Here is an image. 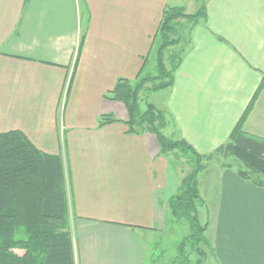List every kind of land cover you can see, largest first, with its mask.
Returning a JSON list of instances; mask_svg holds the SVG:
<instances>
[{"label":"crops","instance_id":"crops-1","mask_svg":"<svg viewBox=\"0 0 264 264\" xmlns=\"http://www.w3.org/2000/svg\"><path fill=\"white\" fill-rule=\"evenodd\" d=\"M175 2L0 0V132L20 129L65 160L74 264H144L141 233L163 229L186 174L152 132H126L124 104L105 96L145 67L163 8ZM204 2L206 18L182 25L173 84L155 90H165L163 104L150 101L170 119L163 131L201 154L227 139L264 80V0ZM104 113L118 120L99 126ZM242 129L264 137V82ZM208 169L216 182L198 180V212L207 213L211 264H264V186L231 166Z\"/></svg>","mask_w":264,"mask_h":264},{"label":"trees","instance_id":"trees-1","mask_svg":"<svg viewBox=\"0 0 264 264\" xmlns=\"http://www.w3.org/2000/svg\"><path fill=\"white\" fill-rule=\"evenodd\" d=\"M194 1L197 6L192 12H187L183 5L168 4L163 8L150 46L156 73H143V64L134 79L118 77L105 94L124 104L126 132L150 131L162 153L180 149L193 159L191 169L167 200L172 219L188 225V233L177 244L171 264H206L208 254L213 252L205 234L208 222H201L198 212L203 202L198 173L208 160L233 157L236 164L225 166H236L241 177L264 186V137L242 129V121L262 88L263 79L227 139L209 153L201 154L184 138L167 135L163 129L170 119L154 103L146 101L143 107L140 105L145 91L173 84L174 73L187 45L182 25L194 26L207 16L204 0ZM69 88L70 81L65 97ZM116 120L112 114L104 113L99 116L98 125ZM70 206L71 179L63 157L36 147L20 129L1 131L0 264H74Z\"/></svg>","mask_w":264,"mask_h":264},{"label":"rangeland","instance_id":"rangeland-1","mask_svg":"<svg viewBox=\"0 0 264 264\" xmlns=\"http://www.w3.org/2000/svg\"><path fill=\"white\" fill-rule=\"evenodd\" d=\"M178 2H175L180 5H185L188 12L193 11L195 6L192 7L189 5L187 0H177ZM191 6V7H190ZM150 73L155 74L156 73V61L155 56L151 52L145 67L143 69V73ZM165 95V90L161 91H145L143 94H141L140 99V105L143 107L144 103L146 101H152L156 103V105L161 106L163 104L162 100ZM157 140V139H156ZM158 141V140H157ZM172 157H170L171 163L173 165V168H177V166L181 167L184 170V174L188 172L192 167V157H190V154L186 152L185 150L176 149V151L171 152ZM174 156V157H173ZM211 163H217L224 166L228 163L231 165H235L237 161L233 157L231 158H221V159H215L212 158L208 160ZM170 163V164H171ZM234 169L236 166H232ZM210 169L207 170L206 173L205 170L201 171V173H198V180L203 181L209 180L211 182V189L215 185V177H211L210 175H213ZM210 174V175H209ZM204 196L206 202L213 196ZM204 204V201L202 202ZM201 204V205H203ZM207 204V203H206ZM209 205V203H208ZM166 206V225H164L163 229L160 230H153L150 233L143 232L141 233L143 242H144V253L142 256V261L144 264H171L173 256L176 254V246L179 243V241L183 238L184 235L188 233V225L184 221H174L172 219V216L169 212L167 204ZM207 213L201 209L199 211V219L201 222L207 221ZM206 234V232H205ZM207 235V234H206ZM19 251V250H18ZM16 252V250H15ZM208 263H213V259L211 258V254H208ZM194 258V257H193Z\"/></svg>","mask_w":264,"mask_h":264}]
</instances>
